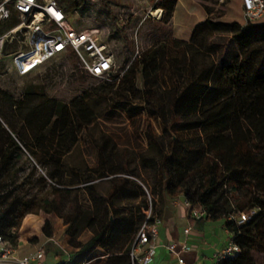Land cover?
<instances>
[{"label":"trees","instance_id":"16d2710c","mask_svg":"<svg viewBox=\"0 0 264 264\" xmlns=\"http://www.w3.org/2000/svg\"><path fill=\"white\" fill-rule=\"evenodd\" d=\"M79 1L83 8L86 0ZM101 2L109 9L108 0ZM177 2L159 0L155 9L164 11L162 21L156 22L150 16L145 21L164 30L172 22ZM204 8L210 15L206 3ZM109 14L113 15L110 9ZM112 17L125 51L120 57L111 49L116 72L112 82H102L103 96L107 98L116 86L131 94L140 92L143 109L159 119L164 128L161 136L151 128L147 131L149 149L158 154L149 161L157 181L151 199L154 215L162 218L168 198L191 199L192 207L206 211L203 218L189 217L193 228L203 231L209 223L222 222L229 239L241 247L237 258L219 264H264L263 18L247 25L206 19L196 26L189 41L173 38V47L180 49L181 55L169 57L166 45L140 50L139 43L122 32L119 17ZM18 22L15 14L10 25ZM219 35H232V49ZM111 36L109 32L107 38ZM65 60L73 72V83L85 85L96 79L79 69L73 54ZM162 67L170 76L168 88L158 81ZM28 99L29 108H24V102L14 104L23 113L24 131L11 129L0 111V232L17 247L24 219L39 215L42 235L52 239L54 228L48 212H54L64 220L69 244L80 249L79 253L100 248L105 264H131L130 252L149 209L146 188L129 175V164L115 156L114 147L109 150L111 140L107 137L103 145L97 143L100 165L93 172L67 168L65 159L76 147L81 120L89 119L88 114L41 93L31 94ZM53 124L56 129L50 138L47 130ZM192 132L197 134L181 135ZM27 151L47 169L38 177L41 188L36 191V167L20 181V160ZM66 171L73 178L68 184L64 181ZM122 173L120 180L117 175ZM102 178H109L112 184L103 197L96 187V181ZM64 186H82L93 197L87 228L94 235L85 244L78 238L86 211L77 200H68L73 190ZM116 198L140 201L142 205L129 211L116 206ZM66 207H74L75 211L64 213ZM243 213L249 214V219L240 223L237 218ZM69 260L62 264H69Z\"/></svg>","mask_w":264,"mask_h":264},{"label":"rangeland","instance_id":"374dc122","mask_svg":"<svg viewBox=\"0 0 264 264\" xmlns=\"http://www.w3.org/2000/svg\"><path fill=\"white\" fill-rule=\"evenodd\" d=\"M58 1L63 7L67 8L70 21L78 28H99L111 32L112 36L107 38V42H110L115 55L120 57L125 50L123 48V38L116 30L117 25L114 22L113 15L119 17L122 32L124 30L130 39L138 42L140 50H145L147 47H156L157 49V47L166 45L169 57H179L181 55V50L173 47V38L189 41L196 26L205 20L207 16L206 19L216 22H243L244 24L242 0H230L228 4L222 7L217 6L216 0H206L205 3L211 11L210 15L205 11V3L202 0H195L197 5L193 4L192 0H181L177 17L164 30L145 21L148 16L156 22L162 21L164 12L155 9V5L159 0H108V6L113 15L109 14V9L101 0H86L83 8L79 7V0ZM262 22H264V17ZM113 31L116 34H113ZM219 36L222 40H226L230 49H232L234 46L232 35ZM18 40L21 41V39H17L10 42L0 56V111L8 118L9 127L14 128L15 131H24L23 113L16 110L14 104L24 102V108H29L31 103L28 98L34 93H41L46 98L56 99L60 103L76 109L82 108L85 110V114H88L90 120L80 118L83 126L76 147L65 159L67 168H73L82 173L93 172L100 165L97 145H103L107 137L111 140L109 150L114 147L115 156L129 164L131 172L129 175L133 176L146 188L148 200L153 199L157 182L156 171L149 161L151 158H157L158 154L155 149H149L147 131L151 128L156 136H161L164 128L159 119L149 115L143 109L144 103L140 98V92L136 91L131 94L116 86L113 88V92L107 98H104V92L100 88L104 85L102 81L93 79L85 85L73 83V72L69 69V64L64 56L53 59L28 75L21 76L17 73L12 61V55L21 49V42H18ZM7 47V52H5ZM158 81L164 88L171 86L168 70L164 67L158 71ZM3 93L8 95L4 96ZM0 115L2 116L1 112ZM55 129V124H53L47 130L50 138L53 137ZM194 134H197V132L181 135ZM20 166L23 169L20 174V181L29 175L33 167L37 168L38 173L33 183L35 191L40 189L41 185L38 177L47 173V169L37 164L28 151L24 152L20 160ZM117 177L123 180V173L117 175ZM64 181L67 184L73 181L72 174L69 171H66ZM48 182L51 184L52 180L49 179ZM96 187L103 197L108 195L112 184L109 178H102L96 181ZM62 188L72 189L73 194L68 197V200L73 202L77 200L86 211L79 225L80 236L78 238L85 244L94 235L93 231L87 228L90 214L93 211L90 210L93 209V197L89 192L83 190L82 186H64ZM191 194H194V191H191ZM114 202L116 206L129 211L131 208L135 209L139 204L142 205L140 201H127L122 198H116ZM73 211H75L74 207L64 209V213L68 214L73 213ZM48 213L51 214V223L56 226V237L51 239L42 235L39 224L32 226V233L28 236H33L32 239L44 244L47 254L46 264H57L54 262V258L58 259L57 261L64 259L65 263L70 259L69 264H105V260L101 258L102 250L100 248L89 253H79V250L72 249L73 247L69 244L70 238L66 234L67 226L64 224V220L63 224H61L62 222L58 223L59 217L54 212ZM141 213L143 212L141 211ZM215 225L216 222L209 223L210 227ZM20 232L21 229L18 233V242ZM218 238L222 240L223 234L218 233ZM63 249L69 254H66ZM262 259V257H258L259 261H262Z\"/></svg>","mask_w":264,"mask_h":264},{"label":"built area","instance_id":"2783aa9c","mask_svg":"<svg viewBox=\"0 0 264 264\" xmlns=\"http://www.w3.org/2000/svg\"><path fill=\"white\" fill-rule=\"evenodd\" d=\"M222 7L230 0H216ZM15 14L18 24L11 26ZM244 24L255 23L264 17V0H242ZM109 31L99 28L80 29L70 21V15L58 0H1L0 1V56L4 48L13 40L21 42V49L15 52L13 65L21 76L28 75L41 66L61 56L73 54L79 69L102 82H112L116 72V59L111 52L107 36ZM189 208L190 217L200 219L206 211L192 207V200L184 198ZM146 219L141 226L132 250L131 264H150L153 261L156 241L159 235L161 219L153 213V203L149 200ZM235 218V217H234ZM240 223L249 219V214L237 218ZM191 229L186 230L189 235ZM181 252H188L191 247L181 245ZM177 255L179 264H186L175 244L168 247ZM14 247L0 232V264H42L46 255L44 247L19 258ZM241 252V247L229 239L227 245L215 256V263L234 260Z\"/></svg>","mask_w":264,"mask_h":264},{"label":"crops","instance_id":"0c3cea01","mask_svg":"<svg viewBox=\"0 0 264 264\" xmlns=\"http://www.w3.org/2000/svg\"><path fill=\"white\" fill-rule=\"evenodd\" d=\"M180 1L181 0H178L177 2L172 21L177 17ZM192 2L197 5L195 0H192ZM160 11L164 12L163 10ZM190 196L194 197V194H190ZM189 212V208L184 203V197L181 196L174 199H166L162 210V222L159 228L158 239L156 241L155 255L150 264H179L177 255L168 249V247L173 244L177 246L178 252H181L180 247L182 244H187L191 247L190 251L180 253L181 257L185 259L186 264L215 263V256L229 241V232L225 229L224 223L222 222H216L214 227H210L208 224L203 231L197 230L193 228L191 224ZM60 222L63 224V219L58 218V223ZM34 224H39V229L42 234L43 224L39 217L36 215H28L23 221L17 246V256L19 258L35 252L40 247L45 248L44 244L32 242L33 236L28 237L29 234L32 233L31 230ZM53 228L54 234L52 239L56 237V226L53 225ZM187 229H191L189 235L186 234ZM218 233L223 234L222 240L218 238ZM72 249L80 251V249L74 247ZM63 250L65 251V249ZM65 253L69 254L66 251ZM101 254H104L103 251ZM46 256L47 254L44 257L42 264H46ZM101 258L104 259L105 255ZM53 260L57 264H62L64 262V259L57 261L58 259L54 258Z\"/></svg>","mask_w":264,"mask_h":264}]
</instances>
